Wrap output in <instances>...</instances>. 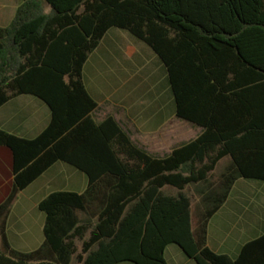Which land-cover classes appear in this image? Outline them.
<instances>
[{"label":"trees","instance_id":"16d2710c","mask_svg":"<svg viewBox=\"0 0 264 264\" xmlns=\"http://www.w3.org/2000/svg\"><path fill=\"white\" fill-rule=\"evenodd\" d=\"M111 27L128 31L159 57L183 118L185 88L178 76L191 70V62L199 70L209 64L210 76L218 72L220 90L236 91L223 100L240 98L242 109L221 113L223 123L214 117L203 122L200 135L163 157L150 156L111 115L93 117L98 103L82 69ZM212 56L219 68L211 66ZM20 94L43 100L51 118L33 138L0 128L13 171L12 188L0 203V264H71L77 241L80 264H168L169 243L196 264H264V233L245 242L236 257L207 245L209 220L235 180H264V169L249 167L250 153L264 149V0H20L12 20L0 26V106ZM224 156L229 163L215 178L211 172ZM56 161L85 173L87 187L43 198V242L15 250L5 234L10 207ZM189 185L200 197L194 225Z\"/></svg>","mask_w":264,"mask_h":264},{"label":"crops","instance_id":"0c3cea01","mask_svg":"<svg viewBox=\"0 0 264 264\" xmlns=\"http://www.w3.org/2000/svg\"><path fill=\"white\" fill-rule=\"evenodd\" d=\"M19 3L20 0H0V26L12 20ZM44 11H48L46 5ZM118 29L121 28H109L88 56L82 69L83 82L88 93L98 103L93 112L95 120L111 115L132 143L150 156L163 157L173 148L200 135L205 128L203 122L214 117L216 123L220 124L223 123L220 120L223 116L221 113L242 109L240 98L237 102L235 96L228 103L223 100L226 95L235 94L236 91L220 90V83L214 78L219 77L218 72L210 76L204 69L209 64H205V67L204 64L200 65L199 70V65L191 62L186 65L191 70L178 76L185 88L184 96L181 93L184 97L182 109L188 119L183 118L178 113L175 95L162 61L142 40L125 37ZM203 53L208 56L204 49ZM211 60L214 62L211 66L219 68L218 59L212 56ZM221 80L222 85L226 84V78ZM250 93L251 90L248 100L252 104ZM50 118L47 104L32 94L17 95L0 106V128L23 138H33L39 134ZM166 143L171 145L164 150L163 144ZM249 160L252 170L264 169V149L250 153ZM58 162L19 191L13 201L5 221V234L13 249L31 251L43 242L45 213L38 208V203L49 193L61 190L80 193L86 189L85 173L78 169L80 172H75L72 168L58 165ZM228 163L229 157H222L211 174L220 175ZM243 164L245 166V162ZM218 168L221 169L217 172ZM12 185V154L8 147L0 146V203ZM215 217L221 228L218 240L212 229ZM263 233L264 180L238 178L223 205L209 220L207 245L215 252L236 257L245 242ZM164 257L168 264H196L175 243L166 245ZM115 264L135 263L124 260Z\"/></svg>","mask_w":264,"mask_h":264},{"label":"rangeland","instance_id":"374dc122","mask_svg":"<svg viewBox=\"0 0 264 264\" xmlns=\"http://www.w3.org/2000/svg\"><path fill=\"white\" fill-rule=\"evenodd\" d=\"M119 32H121L122 34H124L125 37L128 36V38H132V39H135L137 40V38L132 35L131 33L127 32L126 30H122V29H118ZM149 49V47H147ZM150 52L151 49H149ZM154 54V53H153ZM183 129H185V126H183ZM185 130H183L184 132ZM170 143H166V144H163V147H164V150L166 147H170ZM58 165L60 164L61 166H66L67 168H72L75 172H80L78 171L76 168H74L73 166L65 163V162H62V161H59L57 163ZM221 168H218L217 169V172L220 170ZM215 178L217 177V175L214 176ZM214 178V179H215ZM164 191L167 192V193H170V194H176L177 190L175 188H164ZM185 192L190 196L191 198V220H192V224L194 225L195 224V221H196V212H197V205H198V202H199V194L197 193V191L195 190V187L194 185H189L187 187V189L185 190ZM80 216L81 213H79ZM212 229L214 230L215 232V238L218 240V235H220V227L218 226V223H217V217L214 218L213 222H212ZM76 245H77V253L80 252V248H81V243L80 241H77L76 242ZM77 253L73 255V258H72V262L71 264H80L77 260ZM194 262V261H192ZM194 264V263H193Z\"/></svg>","mask_w":264,"mask_h":264}]
</instances>
